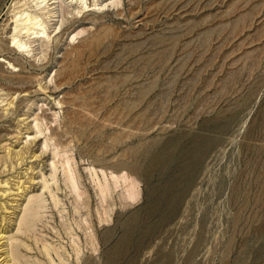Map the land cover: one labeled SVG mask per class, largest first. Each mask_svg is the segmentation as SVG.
<instances>
[{
  "label": "rangeland",
  "instance_id": "374dc122",
  "mask_svg": "<svg viewBox=\"0 0 264 264\" xmlns=\"http://www.w3.org/2000/svg\"><path fill=\"white\" fill-rule=\"evenodd\" d=\"M42 1L0 0V71L32 87L8 115L0 91V232L18 263L264 264V0H99L104 9L65 25L48 6L58 0ZM31 14L49 46L23 26L14 33ZM81 28L102 43L76 36ZM114 166L137 182L136 200L125 201L123 181L99 195L100 170ZM30 197L41 206L27 230Z\"/></svg>",
  "mask_w": 264,
  "mask_h": 264
},
{
  "label": "bare ground",
  "instance_id": "6f19581e",
  "mask_svg": "<svg viewBox=\"0 0 264 264\" xmlns=\"http://www.w3.org/2000/svg\"><path fill=\"white\" fill-rule=\"evenodd\" d=\"M47 0H43L42 2H40V5H42V4H44L45 2H46ZM52 1H54V0H52ZM79 1H80V3H79ZM118 1V0H117ZM22 2H23V0H22ZM25 2V1H24ZM49 2V1H48ZM73 2H75V0H72L71 1V5L70 6H67L66 4H65V1L64 0H58L57 2H53L52 4H50V5H48L49 3H47V5L48 6H52L53 4H57L58 5V7L60 8V15L59 16H57V17H59L60 18V20H61V25H65L66 24V22H68V21H70V18L71 19H74V21L75 20H77L78 19V17H79V15H81L83 12H85V13H87V12H97V11H101L102 9H104L105 7H106V5L105 4H103L102 2L100 3L99 2V0H90V2L88 3V1L87 0H77L76 1V3H73ZM78 3H79V5H82V6H79L78 5ZM17 4V3H16ZM19 5V4H18ZM23 5H25V3L23 4ZM72 6H75V8H74V10L73 11H70L69 10V8L70 7H72ZM22 7V6H21ZM21 7H20V9H21ZM18 9V8H17ZM19 10V9H18ZM14 12V11H13ZM48 13H52L53 14V18H55L56 17V14H57V12H53V10H51V11H49ZM59 13V12H58ZM120 14H122L120 11H119V15ZM14 15H16V14H14ZM23 15V14H22ZM40 15H41V13H40ZM42 15H44V14H42ZM72 16V17H69V16ZM12 18H14V17H12ZM11 18V19H12ZM22 18V16L20 17V18H18V17H16L15 19H14V22H12V23H14L15 24V27H14V33H16L17 34V29L20 27V26H23V29L22 30H26V34H29V37L30 36H33V39H35L36 41H40V40H42L43 41V43H45L47 46H49L50 44H51V41H52V35L48 32V28L47 27H45V23L43 22V19L41 18L40 19V16H38L37 14H31V15H28L25 19H21ZM52 18V17H51ZM20 19V20H19ZM9 20V19H8ZM13 20V19H12ZM11 21V20H10ZM10 21H7L8 22V24H9V22ZM23 22L22 24H20L21 22ZM20 22V23H19ZM107 26V25H106ZM5 28V27H4ZM103 28H107V27H103V26H101V28H100V30L101 29H103ZM59 29H61V27H59ZM69 29V28H68ZM6 30V29H5ZM56 30H57V28H56ZM55 32V31H54ZM57 32V31H56ZM63 31H60L59 32V34L60 33H62ZM115 32V31H114ZM85 33H88V37L84 40V41H88L89 40V43L88 44H91V45H94V44H96V45H99V44H101L102 43V38L99 36H95V34H90V31L87 29V28H81L80 30H78L77 31V33H76V36H80V35H83V34H85ZM103 33V32H102ZM99 34H101V33H99ZM75 36V37H76ZM114 36H115V34H114ZM17 37L18 36H13V41H16L17 40ZM74 39V38H73ZM91 41V42H90ZM87 43V42H86ZM85 43V44H86ZM31 44V43H30ZM85 44H84V46H85ZM15 45H18V47H19V49L21 50V51H23V52H27V53H29V54H31V51H29L30 49V47H29V43H26V42H17ZM81 45H83V44H81ZM79 46V45H78ZM87 46V45H86ZM82 47V46H81ZM87 48V47H86ZM13 49H15V48H13ZM78 47H74L73 49H71L70 51H68V52H66V55H65V57H69L70 55H73L74 54V52H76V51H78ZM83 49V48H82ZM89 49V48H88ZM14 50H12L11 52H13ZM96 51V50H95ZM82 52H83V50H82ZM2 53V52H1ZM78 53V52H77ZM84 54V53H83ZM78 55H81V54H78ZM76 56V55H75ZM3 57V56H2ZM71 57V56H70ZM43 58V57H42ZM75 59V58H74ZM9 60V59H8ZM43 60V59H42ZM15 61V60H14ZM63 61V60H62ZM74 61V60H73ZM11 63V62H10ZM14 63V62H13ZM66 64H68V63H66ZM70 64V63H69ZM12 65H14V64H12ZM78 65V64H77ZM1 67V66H0ZM2 68V67H1ZM62 70V69H61ZM72 70V69H71ZM69 71V70H68ZM62 72V71H61ZM60 72V73H61ZM64 72V71H63ZM66 72V71H65ZM9 73V72H8ZM6 74V73H5ZM63 74H65V73H63ZM63 76H67V74H65V75H63ZM0 77H2V78H4V79H7L8 81H10L9 82V84L7 85V84H5V85H2L1 84V86H0V91H6V93L5 94H3V95H6V98L5 99H2V101H1V103H3L4 105V107H5V109H3V107H2V109H3V111L4 112H6V113H4V115L6 114V115H8V111H13V105L15 104V102L17 101H19V98L20 97H25V96H28V94H30V92H31V85L29 84V81L27 82V79H26V77H19V76H12V75H10V76H6V75H4V73H1V71H0ZM59 77H60V79H61V74H59ZM28 78V77H27ZM64 78H66V77H64ZM61 79L59 82H60V84H63V82L64 81H67V78L66 79ZM69 78V77H68ZM69 80V79H68ZM2 83V82H1ZM15 84L17 85V84H19L20 85V87L19 86H16V87H14L15 86ZM58 85V84H57ZM56 85V86H57ZM37 91H45V89H43L42 87H40V90L38 89V90H36V92ZM108 92V91H107ZM0 93H2V92H0ZM4 93V92H3ZM45 93V92H44ZM73 95V94H72ZM75 96V95H74ZM78 97V96H77ZM0 99H1V97H0ZM77 99V98H76ZM79 99V98H78ZM70 100V99H69ZM69 100H67V102H65V101H58V103H57V105H59V106H61V108H63V106L64 105H72V102H68ZM0 103V104H1ZM6 103V104H5ZM21 103V102H20ZM86 104V103H85ZM84 104V105H85ZM22 105V104H21ZM78 105H80V104H77V106ZM83 105V104H82ZM90 105H92V104H90ZM89 105V106H90ZM86 106V105H85ZM74 107H76V106H74ZM17 108H18V106H17ZM78 108H79V106H78ZM77 108V109H78ZM90 108V107H89ZM92 108H94L93 106H92ZM75 109V108H74ZM74 109L72 108V110L74 111ZM81 109V108H80ZM86 109V108H85ZM71 110V109H70ZM88 110V109H87ZM94 110V109H93ZM82 111V110H81ZM90 111V110H89ZM65 112V111H64ZM68 112H69V109H68ZM86 112V111H85ZM81 113V112H80ZM74 114H75V111H74ZM74 114H70V117L67 119V114H66V112H65V114H64V119H65V121H67V123H65L64 122V124H72L73 126H74V124L73 123H75V121H78V119L76 120L75 118L77 117V114H76V116H74ZM91 114H93V113H90V115ZM94 114H96V113H94ZM3 115V116H4ZM9 115H11V114H9ZM14 115V114H13ZM86 115V114H85ZM88 116H89V114H87ZM81 116V115H80ZM93 116H95V115H93ZM81 117H83V116H81ZM1 118V117H0ZM80 118V117H79ZM19 119V118H18ZM25 120L26 119H21V120H19L20 122H22V123H24L25 122ZM81 120H83V119H81ZM81 120H79V121H81ZM90 120H92V119H90ZM44 121L46 122V124H49V117H47V115H42L41 117H37L36 118V120H35V122H36V124H37V128H38V130H39V132L40 133H42V131L39 129V125L40 124H44ZM85 121V120H84ZM87 121H88V119H87ZM86 122V121H85ZM26 123V122H25ZM78 123V122H77ZM82 123V122H81ZM80 123V124H81ZM75 125H77V124H75ZM84 124L82 123V126H83ZM69 127H71V125H68ZM67 126V127H68ZM97 127V126H96ZM27 128V127H26ZM73 128V127H72ZM71 129V128H70ZM65 131H68L67 129L65 130ZM55 132V131H54ZM58 133H53V135L55 136V138H58V141H57V143L55 144V145H57V149H58V147L59 146H61L62 145V141H61V139H62V137H61V135L60 134H58ZM53 138V137H52ZM50 139V138H49ZM52 140V139H51ZM1 146V145H0ZM3 146V145H2ZM62 147V146H61ZM11 149V148H10ZM56 149V150H57ZM55 150V149H54ZM7 151V150H6ZM8 152V151H7ZM16 152V151H15ZM19 152V151H18ZM57 152H58V150H57ZM3 153V152H2ZM56 153V152H55ZM15 154V153H14ZM21 154V153H20ZM57 154V153H56ZM55 154V155H56ZM16 155L18 156V157H20L21 158V156L20 155H18L17 154V152H16ZM22 155V154H21ZM60 155V154H59ZM13 156V155H12ZM57 156V155H56ZM20 160V159H19ZM1 161H2V159H1ZM17 161V160H16ZM18 162V161H17ZM18 165V164H17ZM55 165V163H53V167H54V169H55V167H56V165ZM66 166H67V168H65V169H67L66 170V174H67V180H68V182L70 183V185H72V189H73V192L76 194V196L78 197V198H81V196H82V194H84V193H82L81 192V190L79 189V187H78V185H76V182H75V180H76V178H75V174H74V170L72 169V167L70 166V162H69V159H67V161H66V164H65ZM124 167H122L121 168V166H114V167H112V169H113V172H111V174H110V176H108V173H106V171H103V170H100V172H101V174H102V177H103V179H104V181L103 182H99V185H98V188H99V192L98 193H100L99 195H102L103 197H105V196H108V194L110 193H115V191H116V189H118L119 188V184L121 183L120 181H123L124 183H127V189H125L126 190V195H124L123 196V198H125V201L126 200H130L131 202L132 201H134V200H136V197L138 196V189H137V187H136V185H138L137 184V182L133 179V178H130V176H127V175H123L122 173H120V174H122V176L121 175H118V174H115V172H117L118 173V171H121L122 169H123ZM56 170V169H55ZM109 172V171H108ZM123 172V171H122ZM93 174H95V177L96 178H99L98 176V172L96 171V170H93ZM75 175V176H74ZM93 177V176H92ZM122 179V180H121ZM95 180H98V179H95ZM31 181V180H30ZM77 181V180H76ZM94 181V180H93ZM33 182V181H32ZM122 182V183H123ZM98 183V182H97ZM123 183V185H125ZM45 188H46V186H45ZM19 190H21V189H19ZM124 193H122V195H123ZM113 195V194H112ZM121 195V196H122ZM29 197V196H28ZM37 198H38V196H36ZM36 197H30V198H27V199H29L28 200V202H27V205H26V207H25V211H23V215H22V217H21V219H20V227H24V228H26L27 230L28 229H30V230H32L31 228H33L34 226H32V221L35 219L34 217H36L39 213L37 212V207L36 206H38V207H40L41 205L39 204V203H37L38 205H35L34 206V203L36 202ZM103 197H101V198H103ZM35 198V199H34ZM77 198V199H78ZM120 198H122V197H120ZM38 199H40V198H38ZM103 200H106V198L105 199H103ZM102 200V201H103ZM40 202H42V201H40ZM104 203V202H103ZM40 205V206H39ZM36 218H38V217H36ZM35 221V220H34ZM35 223V222H34ZM34 225V224H33ZM32 226V227H31ZM31 227V228H30ZM27 233V232H26ZM133 237L132 236H130L129 235V237L127 238V240H126V243L124 244V247L125 246H127V245H131V243H132V241H133V239H132ZM11 241V238H9V237H6L5 235H3V234H1V232H0V247L1 248H5L6 247V249H4L3 251H6V257H4L5 258V263L6 264H16V262L18 263L19 261H17V259H18V248H16V247H12V248H9V246H11V245H9L8 244V242H10ZM125 242V241H124ZM11 244V243H10ZM9 245V246H8ZM20 248V247H19ZM117 250V249H116ZM124 250V249H123ZM1 252V251H0ZM4 260V259H3ZM4 263V264H5ZM19 264V263H18Z\"/></svg>",
  "mask_w": 264,
  "mask_h": 264
}]
</instances>
